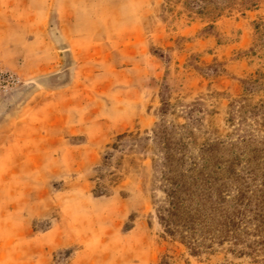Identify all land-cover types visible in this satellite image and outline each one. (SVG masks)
I'll return each instance as SVG.
<instances>
[{
  "label": "rangeland",
  "instance_id": "obj_1",
  "mask_svg": "<svg viewBox=\"0 0 264 264\" xmlns=\"http://www.w3.org/2000/svg\"><path fill=\"white\" fill-rule=\"evenodd\" d=\"M0 72L17 79L0 86V133L42 150L5 190L0 158V264H264V248L195 255L165 235L152 151L103 166L119 135L190 125L193 155L222 142L264 188V0H0Z\"/></svg>",
  "mask_w": 264,
  "mask_h": 264
},
{
  "label": "trees",
  "instance_id": "obj_2",
  "mask_svg": "<svg viewBox=\"0 0 264 264\" xmlns=\"http://www.w3.org/2000/svg\"><path fill=\"white\" fill-rule=\"evenodd\" d=\"M171 108L169 97L162 95L161 115H168ZM187 128L190 125L163 122L152 135H119L103 166H111L116 152L152 151L155 183L165 194L158 211L165 235L179 238L195 255L227 242L236 247L246 245L249 252L240 251L241 255L258 254L264 248V188H252L243 182L242 174L235 169L236 161L219 156L222 142H206L199 154L193 155L192 132L187 135ZM99 173V179L103 178V169ZM118 180L119 176L112 173L111 181ZM106 189L98 183V196L108 195ZM252 238L255 240L249 242Z\"/></svg>",
  "mask_w": 264,
  "mask_h": 264
},
{
  "label": "crops",
  "instance_id": "obj_3",
  "mask_svg": "<svg viewBox=\"0 0 264 264\" xmlns=\"http://www.w3.org/2000/svg\"><path fill=\"white\" fill-rule=\"evenodd\" d=\"M58 120L57 123L61 124ZM3 132L0 133V146L4 143V147H0V158H4L5 174L2 175L3 190L9 189L8 183L13 180V176L24 168L27 170L28 167L36 168L39 165V156L42 150L37 149H26L22 147L12 148L11 145L6 142L12 138L13 135H9L7 130V124L2 127ZM46 136V134H45ZM16 141V140H15ZM44 150V149H43ZM28 158H31L28 160ZM1 188V186H0ZM0 196L3 197L5 208L4 212L8 209L11 211L12 197L11 191L2 192ZM17 204V202H15ZM25 233V232H24Z\"/></svg>",
  "mask_w": 264,
  "mask_h": 264
},
{
  "label": "built area",
  "instance_id": "obj_4",
  "mask_svg": "<svg viewBox=\"0 0 264 264\" xmlns=\"http://www.w3.org/2000/svg\"><path fill=\"white\" fill-rule=\"evenodd\" d=\"M15 82H17V79L13 74L9 72H0V86L2 88H7Z\"/></svg>",
  "mask_w": 264,
  "mask_h": 264
},
{
  "label": "water",
  "instance_id": "obj_5",
  "mask_svg": "<svg viewBox=\"0 0 264 264\" xmlns=\"http://www.w3.org/2000/svg\"><path fill=\"white\" fill-rule=\"evenodd\" d=\"M7 102H11L10 100H8Z\"/></svg>",
  "mask_w": 264,
  "mask_h": 264
}]
</instances>
